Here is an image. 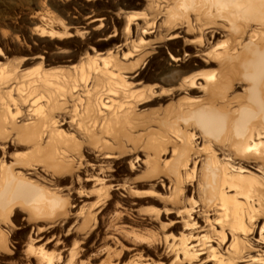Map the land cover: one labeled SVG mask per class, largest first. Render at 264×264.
Returning <instances> with one entry per match:
<instances>
[{
  "label": "rangeland",
  "instance_id": "obj_1",
  "mask_svg": "<svg viewBox=\"0 0 264 264\" xmlns=\"http://www.w3.org/2000/svg\"><path fill=\"white\" fill-rule=\"evenodd\" d=\"M207 1L209 3L204 0H38L31 7L33 0H0L6 7L18 9L21 13L31 12L30 17L9 18L2 16L6 7L0 8V68L19 66L18 70L27 72L36 69L44 61L47 69H68L79 66L87 58L92 59L95 67L97 61L98 66H101L102 60L104 63L109 60V63L110 59L112 61L116 57V62L125 70L122 72L127 81L139 82L134 90L142 91V96L137 101L138 104L135 103V114L146 119L149 124L159 116L161 118L164 114H171L181 102H194L204 98L201 86L207 79L213 85L221 75L219 57H212L211 50L219 54L230 48V43H235L238 51L240 46L237 44H246L252 40L249 36L252 30L261 31L264 36V21L261 23L251 20L242 10L246 7L243 0L244 3H240L241 0H229L230 3H226L227 0ZM261 2L264 0H259L260 5ZM206 5L209 7L207 10ZM204 11L208 15L201 18ZM233 14L237 17H233ZM231 19L236 21L233 24L246 26V33L240 35V38L231 27ZM211 21H214L216 29L205 28V24H211ZM173 33L180 37L169 39ZM171 58L180 59V70L195 76L193 85L179 89L173 75L170 78V67L175 64ZM113 62L111 63L114 64ZM112 64L108 65L112 67ZM136 74L138 76L134 81L127 78ZM237 83L241 89L233 87L234 90L227 92V97L242 94L245 84ZM155 124L148 129L131 128L134 133L126 125L127 135L137 136V150H133V142L127 141L123 146L125 154L120 159L108 160V175L112 179L108 183L97 182V177L96 181H85V175L93 174L89 169H74L62 179H51L42 174L43 181L40 184L48 187L47 182L51 180L52 186L49 188L54 190L55 197L63 196L65 203L61 201L57 205L59 208L53 211L41 212L28 208L22 210L18 206L8 214L0 213V264L205 262L209 254L206 247L210 245L216 248L217 245L210 241L206 243L207 246L204 245V255L199 253L195 258L184 257L180 244L182 237L189 232H200V236L216 234L220 231L212 223L216 218L222 220L219 223L226 225L224 231L228 233L227 224L233 221V217L223 214L221 210L219 213L199 211L203 197L194 190L197 172L193 179L188 177L186 181V185L192 184L190 192L181 188V191L176 189L178 194L173 190L168 173L153 176L147 165L150 161L166 170L165 165L172 160L171 154L156 159L150 154V150L147 152L144 149L147 137L149 140L152 138L149 132L159 131L158 124ZM196 131L198 134V128ZM195 142L200 143L199 147L203 144L200 140ZM172 146H167L168 152ZM26 153L25 150H11L7 161L11 163L13 156L24 157ZM147 157L148 163H145ZM89 161L94 163L91 159ZM189 165L183 168V173H189V167H192ZM249 171L259 175L253 170ZM116 184H120L122 189L114 186ZM101 185L109 186L110 189L107 192L100 191ZM227 193L233 194L232 191ZM239 201H242L241 198ZM262 210V217L259 215L252 222H245V226H253V230L249 228L250 232H244L239 228L234 232L240 239L246 237L244 239L258 240L260 243L257 245L263 248V252L264 206ZM213 227L216 229L213 230ZM227 239L229 244V234L226 235ZM190 242L188 240L186 246ZM195 244L192 241L190 246ZM250 255L255 257L256 251ZM215 261H206L204 264H215Z\"/></svg>",
  "mask_w": 264,
  "mask_h": 264
},
{
  "label": "bare ground",
  "instance_id": "obj_2",
  "mask_svg": "<svg viewBox=\"0 0 264 264\" xmlns=\"http://www.w3.org/2000/svg\"><path fill=\"white\" fill-rule=\"evenodd\" d=\"M243 1L246 7L242 10L251 20L262 23L264 2L260 5L259 0ZM205 8L209 9L208 5ZM202 14H199L201 18L208 15L206 11ZM232 16L237 17L235 14ZM233 22L236 21L231 19V27L240 38L246 33V26ZM210 23L205 24V28L216 29L214 21ZM249 36L254 41L237 44L241 52L236 51L235 43H230V48L219 54L211 50L212 57H219L221 75L216 83L213 81V85L207 79L201 86L204 89V92L201 90L204 95L202 100L183 101L175 106L171 114L159 116L149 124L135 114V106L142 96V91L134 90L139 82L127 81L122 72L125 70L116 62V57L115 61L110 59V64L114 61L112 67L108 65L109 60L107 63L102 60L101 66L97 61L94 67L92 59L87 58L79 66L68 69H47L44 61L27 72L18 70L19 66L0 68V213L8 214L18 206L22 210L53 211L59 208L57 205L61 201L65 203L63 196L55 197L54 190L49 188L52 186L51 180L47 182L48 187L40 184L42 174L51 179H62L74 169H89L93 174L85 175V181L92 182L96 177L99 183L112 181L108 175V160L120 159L125 154L123 146L127 141L133 142V150H137L139 143L137 136L127 135L126 125L134 133L131 128L148 129L156 123L159 131L149 132L152 138L149 140L147 137L149 141L144 149L147 152L150 150L156 159L171 154L172 160L165 165L166 170L150 161L147 165L153 176L166 172L174 191L182 188L190 192L192 184L186 185V181L188 177L193 179L197 172L194 190L203 197L199 211H222L233 217V221L227 224L228 233L224 231L226 225L220 224L222 220L216 218L212 223L220 231L217 230L216 234L209 231L214 236L189 232L182 237L183 256L195 258L199 253L204 255V245L211 241L217 247H206L209 254L201 264L214 260L215 264H264V251L257 245L260 243L258 240L244 239V235L243 239L235 236L239 228L244 232L249 231L250 227L247 223L246 227L245 222L257 219L264 206V36L263 32L257 30H252ZM178 37L180 35L174 34L169 39ZM171 61L175 64L170 67V78L173 75L179 89L193 85L195 76L180 70V59L171 58ZM107 65L111 67L110 70ZM138 74L127 78L134 81ZM237 82L245 84L242 94L227 97V92L233 87L241 89ZM194 140H200L202 146L199 147L200 143ZM169 144L173 146L168 152ZM11 150H25L27 153L24 157L12 154V162L8 163ZM145 163H148V157ZM188 164L192 165H189V173L186 169L187 173H183V168ZM101 186L100 191L110 189L109 186ZM114 186L122 189L120 184ZM230 191L232 195L227 193ZM240 198L242 201H239ZM228 234L231 236L229 244V240H226ZM188 240L196 244L190 246V242V247L186 246ZM254 251L255 257L250 255Z\"/></svg>",
  "mask_w": 264,
  "mask_h": 264
},
{
  "label": "trees",
  "instance_id": "obj_3",
  "mask_svg": "<svg viewBox=\"0 0 264 264\" xmlns=\"http://www.w3.org/2000/svg\"><path fill=\"white\" fill-rule=\"evenodd\" d=\"M7 1V0H6ZM16 2H19L21 0H14ZM38 0H33V2L31 3V7L35 6L37 4ZM9 3V2H8ZM5 4L3 2H0V8H5ZM2 16H6L9 18H21V17H30L31 16V12L30 11H25L23 13H21L20 11H18V9H14L12 7H6V9L4 11H2Z\"/></svg>",
  "mask_w": 264,
  "mask_h": 264
}]
</instances>
